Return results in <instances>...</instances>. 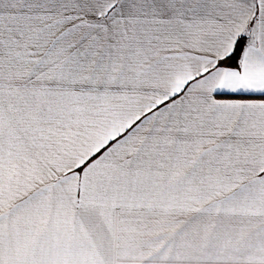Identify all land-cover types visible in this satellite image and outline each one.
<instances>
[{"label":"snow or ice","instance_id":"1","mask_svg":"<svg viewBox=\"0 0 264 264\" xmlns=\"http://www.w3.org/2000/svg\"><path fill=\"white\" fill-rule=\"evenodd\" d=\"M0 264H264V0H0Z\"/></svg>","mask_w":264,"mask_h":264}]
</instances>
